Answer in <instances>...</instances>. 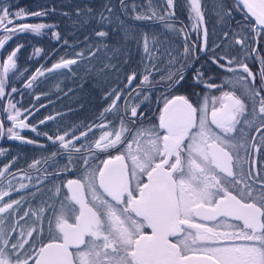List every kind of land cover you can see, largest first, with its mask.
Wrapping results in <instances>:
<instances>
[{
  "label": "snow or ice",
  "instance_id": "snow-or-ice-1",
  "mask_svg": "<svg viewBox=\"0 0 264 264\" xmlns=\"http://www.w3.org/2000/svg\"><path fill=\"white\" fill-rule=\"evenodd\" d=\"M120 4L125 12L131 8L137 20L158 17L165 21L166 15L174 16V12L159 15L151 6V0L141 12L137 9L144 6L128 5L125 0H120ZM241 6L247 10L245 18L249 13L255 17L251 31L264 38V0H236V9L242 10ZM11 7L0 3V27L6 33L0 37V48L16 32L39 33L51 27L20 24L9 28L14 17L46 15L23 10L13 13ZM166 7L171 9L173 0H166ZM108 11L112 9L108 8ZM191 11L198 23L203 20L199 0H191ZM225 14L231 16L232 9H227ZM100 17L101 23L107 19L103 13ZM53 35L59 39L58 33ZM95 35L102 42L108 33L101 30ZM228 35L224 33L226 38ZM251 40L258 43L255 37ZM247 41L249 36L234 41L244 51V59L238 61L227 54L212 58V63L226 72L237 73L242 69L246 76L237 75L235 81L228 78L218 85L206 82L204 73L195 70L194 83L217 89L221 93L219 96L205 94L195 103L185 95L165 98L159 110V123L147 128L142 126V121L138 125V106L126 104L124 116L127 120L120 116L118 128L109 121L91 125L68 139V132L47 136L67 150L65 170L73 163L72 154H79L84 165L83 174L81 178L68 180L65 185L71 193L66 197L72 202L70 205L61 202L59 209L48 205L52 208V216L47 218L50 236L47 243L43 242V228L38 227L45 219V207L25 211L20 220L29 216L35 220L32 225L21 226L16 236L12 235L15 227H3L5 219L19 211L21 201L11 198L5 201L10 192L0 188V201H4L0 204V214H7L0 216V264H29L30 261L32 264H264V178L251 168L245 172L242 160L248 161L240 156L242 148L246 156L249 154V139L253 141L251 149L264 152V55H259ZM143 48L150 61L155 55H168L170 63H180L171 56L170 50L161 52L155 40L150 47L146 35ZM18 51L19 48L0 62V98L5 96L9 72L17 68ZM39 51L37 49L36 53ZM193 52L194 49L185 46L180 70L167 77L169 89L184 81L183 70L199 59ZM251 53H257L260 60L258 74L245 62ZM76 63L75 59L61 58L52 68L37 69L25 87H32V82L43 76L44 71L52 72ZM149 75H144L141 83H150ZM135 78V73L128 77L129 85ZM240 83L244 84L243 95H238L235 90ZM225 85L231 90H225ZM114 94L112 105L104 110L105 113L111 112L121 99L119 92L114 90ZM4 111L8 113L7 120L12 122V127L6 129L9 138L23 140L15 131L29 127L25 119H21V110L9 102ZM94 128L101 134L99 138L93 136L90 139L89 133ZM247 129L260 134L258 142L246 134ZM4 131L0 122V135ZM82 138L88 143L78 147L74 141L79 142ZM99 154L107 158L100 164L92 163ZM56 155L52 153L53 158ZM40 164L41 161L36 160L30 167L39 171ZM9 168L10 165H5L0 170V177H4ZM7 187L12 188L11 181ZM27 187L20 184L21 189ZM59 193L57 187L54 195ZM53 221L55 233L52 232ZM15 223L19 224V220ZM221 228L225 230L220 231ZM146 229H150V233ZM70 246L75 251H70Z\"/></svg>",
  "mask_w": 264,
  "mask_h": 264
},
{
  "label": "trees",
  "instance_id": "trees-1",
  "mask_svg": "<svg viewBox=\"0 0 264 264\" xmlns=\"http://www.w3.org/2000/svg\"><path fill=\"white\" fill-rule=\"evenodd\" d=\"M199 2L201 10L205 12L227 9L226 0ZM125 3L144 6L137 9L141 12L146 10L149 0H125ZM4 4L12 6L13 13L21 10L25 13H46L41 16L25 15L22 19L14 17L13 25L16 24V27L20 24L51 26L39 33L28 30L16 32L0 48L2 59L19 48L15 58L17 68L9 72L8 86L5 89H17L12 92L14 96L9 102L16 104L23 112L21 119H25L30 128H36L34 136L42 138L68 132V139L73 133L79 135L91 125L109 121L118 128L119 117L123 116L122 109L126 104H135L131 99L136 89H131L139 78L143 79L144 75L150 73V83L154 80L167 83L168 75L180 70V63H170L168 55H155L150 61L143 48L145 35L149 38L150 47L155 40L161 52L168 49L171 56L181 60L182 48L188 41L184 34L185 28L191 25L193 19V13H188L191 11L189 0H173L171 9L166 7V0H151V6L159 15L174 12V16L166 15L165 21L158 17L137 20L134 18L136 13L131 8L127 12L122 9L120 0H7ZM108 8L112 11L109 12ZM101 13L107 18L102 23ZM250 23L252 24L251 21ZM101 30L108 33L102 42L95 35ZM53 33H58L59 39ZM5 35L4 32L0 37ZM37 49L40 50L38 54ZM61 58L75 59L77 63L52 72L44 71L43 76H38L32 82V87H25L37 69L43 71L52 68ZM133 73L136 78L129 85L128 77ZM114 90L120 93L121 99L111 112L105 113L104 110L112 105L115 98ZM110 93L113 94L109 95ZM143 94L148 95L149 92ZM48 117L52 119H47ZM42 120L44 123H40ZM100 134L94 128L89 133V138H99ZM81 140L82 142L74 143L78 147L81 143L87 145L88 141L84 138ZM43 147L46 149L52 146ZM28 148L29 154H32V146ZM67 157L62 160L48 154L45 164L52 165L54 161L67 162ZM76 157L79 154L73 153L72 159L75 160ZM43 160L41 164H44Z\"/></svg>",
  "mask_w": 264,
  "mask_h": 264
},
{
  "label": "flooded vegetation",
  "instance_id": "flooded-vegetation-1",
  "mask_svg": "<svg viewBox=\"0 0 264 264\" xmlns=\"http://www.w3.org/2000/svg\"><path fill=\"white\" fill-rule=\"evenodd\" d=\"M5 1L7 0H0V3L4 4ZM230 1L226 0V6L227 9H232L231 16L225 14L227 9L217 12H205V10H201L203 14V26L198 24L195 14L192 11H188V13H193V19L190 26H185L184 34L188 41L182 48L180 64L184 62L182 60V55L185 46L189 49H194L193 54L198 55L199 59L195 61L192 67L183 70L185 75L184 81L171 89L167 87L168 82L158 83L157 80L146 84L141 83L142 79L139 78L133 84L131 90H136L131 99L135 101V104L132 106H138V122L140 123L142 121V124H144L143 127L147 128L159 123V110L163 107L165 98L170 99L173 95H185L190 101L195 103L200 101L205 94L209 97L213 95L219 96L221 94L217 89H207L203 84H195L192 77L196 69H200L204 73V80L206 82L216 83L218 85L223 84L228 78H232V80L235 81L237 75L246 76L242 69H238L237 73H229L212 63V58L214 56L223 54L235 57L238 61L244 59L245 53L244 51H241L240 45L235 44V39H238L241 36H249V41L246 43H250L251 48H255L259 55H264V38L257 36L255 32L251 31V26L253 24L250 23L248 18H245V15L241 10L236 9V4L232 0ZM8 27H16V24H10ZM205 31L207 32L206 37ZM4 32L3 27H0V34H3ZM225 32L229 34L227 38L224 36ZM252 37H255L258 43L252 42ZM217 45H220V47L217 48ZM201 48H204L205 50L200 51ZM249 51L251 50L249 49ZM5 59L6 58H0V62ZM245 62L254 73L258 74L261 65L260 60L257 58V53H251L248 55ZM233 66L235 67V65ZM248 79L250 80L251 78ZM258 83L259 81L257 80V84ZM7 86L8 80L6 81L5 88H7ZM225 90L231 89L225 85ZM235 90L238 95H243L244 84H237ZM146 92H149V94H143ZM194 93H196V95H194ZM13 96L14 93H12V91L5 89V96L0 98V122L3 123L5 130L3 135H0V170H2L5 165H10L5 176L0 177V188L10 192V197H5V201L11 198L20 200L21 204L17 213H14L12 216L5 219L3 227H15L16 231L13 232L12 235L16 236L21 231V226L32 225L35 220V217L33 216L25 217L23 220H20L19 217L22 216L25 211H29V209L38 210L40 207H45V219L41 225H38V227L43 228V242L47 243L50 239L47 218L52 216V208H49L48 205H52L53 208L59 209L61 202L65 205H70L72 203L70 200L66 199V197L71 196V193L65 185H67V181L70 179L81 178L84 165L82 159L79 157H76V159L73 160V163L69 165L68 170H65V165L67 164L65 161H54L52 165L49 163L45 164L44 161L48 154L57 153L56 156L59 157L58 159L63 160L68 156V152L59 147V142L53 143V141L48 138L35 137L34 135L36 132L32 131V128L30 127L25 129H15V131H18L24 138L23 140L9 138L6 129L12 127V122L7 120L6 117L8 113L5 112L4 109L8 107L9 99H13ZM123 102L124 99L122 103ZM124 109L125 108L122 109L123 116ZM9 111L12 110L9 109ZM2 116H4V118H2ZM124 118L127 120V116H124ZM26 123L28 124V122ZM246 134L249 137H255L257 142L260 139V134L253 129H247ZM29 140L33 141V143H28L27 141ZM80 142H82V140ZM252 142L253 141L249 139V154L247 156L245 155V149H240V156L248 161V163H244L242 160L243 167L245 172L251 168L254 172H260L261 178H264V152H256L251 149L250 145ZM29 146H32V154H29ZM43 146L52 147H47V152L44 153L46 149ZM106 158V155L99 154V158L96 161H92V163L100 164V161ZM36 160H43L44 163L38 166L39 171L36 168L30 167V165ZM234 171L238 170L234 169ZM245 179H247V177H245ZM9 181H11L12 184L11 189L7 187ZM20 184H25L28 187L21 189ZM57 187L60 188L58 196L54 195ZM22 197L23 199H21ZM3 203L4 201H0V204ZM76 207L78 208V206ZM0 216H7V214H0ZM16 220H19V224L15 223ZM69 222H71V220ZM219 230L224 231L225 229L221 228ZM146 231L149 232L148 229H146ZM52 232L55 233L54 221ZM170 239L175 241V238ZM69 250L75 251L71 246ZM29 264H32V262L30 261Z\"/></svg>",
  "mask_w": 264,
  "mask_h": 264
},
{
  "label": "water",
  "instance_id": "water-1",
  "mask_svg": "<svg viewBox=\"0 0 264 264\" xmlns=\"http://www.w3.org/2000/svg\"><path fill=\"white\" fill-rule=\"evenodd\" d=\"M232 1L236 4V0H232ZM241 9H242V6H241ZM241 11L243 12L244 15L247 12L246 9H242ZM247 18L252 22L253 25H255V17H251V14L249 13V14H247ZM148 230H149V233H150L151 230L150 229H148Z\"/></svg>",
  "mask_w": 264,
  "mask_h": 264
},
{
  "label": "rangeland",
  "instance_id": "rangeland-1",
  "mask_svg": "<svg viewBox=\"0 0 264 264\" xmlns=\"http://www.w3.org/2000/svg\"><path fill=\"white\" fill-rule=\"evenodd\" d=\"M189 3H191V0H189ZM190 10H191V8H190ZM199 24L200 25H202V21L201 22H199ZM128 115H130V112L128 113ZM126 121V120H125ZM138 125H139V122H138ZM144 124H142V126H143Z\"/></svg>",
  "mask_w": 264,
  "mask_h": 264
}]
</instances>
